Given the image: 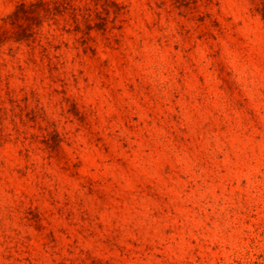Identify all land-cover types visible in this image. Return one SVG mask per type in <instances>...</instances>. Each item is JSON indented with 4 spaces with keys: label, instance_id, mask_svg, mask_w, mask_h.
Wrapping results in <instances>:
<instances>
[{
    "label": "rangeland",
    "instance_id": "rangeland-1",
    "mask_svg": "<svg viewBox=\"0 0 264 264\" xmlns=\"http://www.w3.org/2000/svg\"><path fill=\"white\" fill-rule=\"evenodd\" d=\"M0 264H264V0H0Z\"/></svg>",
    "mask_w": 264,
    "mask_h": 264
}]
</instances>
